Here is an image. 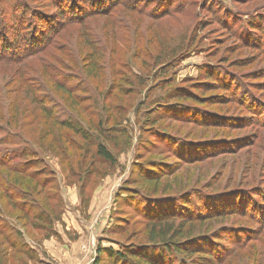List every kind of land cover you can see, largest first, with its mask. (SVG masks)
<instances>
[{
  "label": "rangeland",
  "instance_id": "1",
  "mask_svg": "<svg viewBox=\"0 0 264 264\" xmlns=\"http://www.w3.org/2000/svg\"><path fill=\"white\" fill-rule=\"evenodd\" d=\"M98 1L0 0L10 35L33 25L54 33L41 52L21 45L18 58L0 59V157L17 149L14 162L49 181L65 205L58 236L42 240L37 230L19 240L28 221L0 214L15 243H24L1 246L0 264H93L104 246L148 241L147 214L137 208L146 200L130 198L125 186L167 195L160 208L188 203L184 215L203 211L206 218L188 222L176 239H219L210 243L220 264H264V0H112L107 14L95 12ZM209 75L217 86L200 84ZM66 118L101 124L119 152L88 206L81 180L67 181L60 155L48 148L52 137L44 139L54 131L62 138L53 146H67L57 124ZM179 137L194 142L186 152L195 160L172 152ZM150 160L173 173L143 182L136 170ZM31 247L32 259L19 251ZM173 257L190 264L197 255Z\"/></svg>",
  "mask_w": 264,
  "mask_h": 264
},
{
  "label": "trees",
  "instance_id": "2",
  "mask_svg": "<svg viewBox=\"0 0 264 264\" xmlns=\"http://www.w3.org/2000/svg\"><path fill=\"white\" fill-rule=\"evenodd\" d=\"M110 1L112 0H99L94 3L99 7L95 12L97 14H107L110 11V5L107 8L104 7ZM71 9L76 11L77 7H71ZM61 18L66 19L67 17L61 15ZM9 20L17 21L13 15L9 17ZM52 30L49 29L44 33L38 26L33 25L24 35L19 33L21 31L11 33L10 35V31H7L4 25L0 24V59L18 58L20 56L18 53L21 45L26 46L27 54L34 55L41 52L47 46L48 41L46 42L45 39L54 34H50ZM95 56L90 55L88 58V71H92L95 67L94 65L97 60ZM214 80L216 78L209 75L207 80L201 81L200 84H203V86H217L218 83ZM193 97L197 99V96L193 95ZM47 113V116H52L51 111L47 110ZM57 124L61 128L59 129L60 133H68V137L63 139L68 145L64 147L53 146L62 137L54 133L52 129H49V132L52 131L51 135L45 136L44 139L47 142V138H50L49 136L52 137L48 148L57 155H60L63 172L66 174L67 181L74 179L81 180L79 185L81 204L88 206L92 192L99 182L111 171H114L115 166H117V154L119 152L116 151L115 146L112 148L105 141L108 140L106 139L108 137L102 131L101 124L98 127L90 129L89 126L85 127L81 122L70 118L62 121L57 120ZM92 132L97 135L94 136ZM98 136L102 140H99ZM175 140L170 148L176 157L187 160L188 156H190V161L195 160L196 157L192 158L194 155L186 152L187 148L192 150L190 146L194 142L188 143L187 140L181 137L175 138ZM92 149L94 150L92 151ZM23 154L29 155L30 153L25 152ZM19 156L20 154L17 149H14L6 157H0V200L7 199L6 205H3L0 201V214L3 215L2 213L4 212H18L17 219L28 221L29 225L26 223L23 231L21 229L16 231L19 234V240L23 242H25L24 235L30 234L32 230H37L39 234L41 233L40 240L58 236L55 224L57 221H60L65 208L63 199L52 193L54 188L50 187L49 181L46 179L41 181L38 176H35L34 172L36 171L29 172L24 163H15L14 161ZM207 156L208 154L203 157ZM139 164L136 176L143 182L160 181L165 175L168 176L173 173V169H170L167 164L160 161L150 160L139 162ZM124 188L128 189L130 198L134 200L136 198L146 200L143 205H138L137 208L147 214L146 218L150 225L148 241L139 243L134 241H118V249L104 246L97 252V259L93 264H173L176 260L173 259L175 255L181 257L189 256L191 258L197 255V258L191 261L190 264H220V258L210 243L212 240L214 244H218L215 242H220L219 239H210L209 236L201 233L176 239V237L184 233L188 222L193 220L201 221L206 218L203 211H197L199 213L188 214L186 216L184 215V210H186L185 207H190L188 203H179L177 208L170 207L167 203L168 207L164 206L160 208L157 205L163 206L164 204L158 201L167 200L165 197L167 195H163L162 198L150 195L139 188L134 189L131 186H125ZM21 191L24 193L21 194ZM32 193H37L39 198L31 199ZM28 200H31L33 203L28 205L26 202ZM7 205H9V208H7ZM176 219L180 220L177 226L174 225ZM0 220L4 222L1 216ZM4 244H10L11 247L16 248L17 246L22 247L24 243H20L19 245L15 243L11 238V233H8L2 227V223H0V247ZM31 248L27 251L22 249L19 251L22 255H28L32 259V255H36L38 251L33 247Z\"/></svg>",
  "mask_w": 264,
  "mask_h": 264
},
{
  "label": "crops",
  "instance_id": "3",
  "mask_svg": "<svg viewBox=\"0 0 264 264\" xmlns=\"http://www.w3.org/2000/svg\"><path fill=\"white\" fill-rule=\"evenodd\" d=\"M46 241H49V240H46ZM46 241H45V242H46Z\"/></svg>",
  "mask_w": 264,
  "mask_h": 264
}]
</instances>
